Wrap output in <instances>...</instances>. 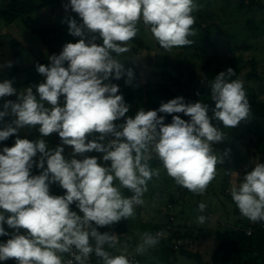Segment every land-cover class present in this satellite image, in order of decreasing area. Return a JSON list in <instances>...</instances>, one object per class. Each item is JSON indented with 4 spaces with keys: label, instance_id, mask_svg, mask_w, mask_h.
<instances>
[{
    "label": "clouds",
    "instance_id": "9594fccd",
    "mask_svg": "<svg viewBox=\"0 0 264 264\" xmlns=\"http://www.w3.org/2000/svg\"><path fill=\"white\" fill-rule=\"evenodd\" d=\"M64 8L81 18L79 24L71 17L66 21L69 34L80 39L66 43L59 55L49 56L50 65H36L45 80L35 86V92L28 87L18 94L12 80L0 82V98L17 95L19 101H6L0 111V120L9 115V109L15 117L0 130V141L18 129L36 126L41 137L57 133L61 139L55 149L43 138H17L12 147L2 149L0 236L10 238L0 243V261L63 264L61 254L68 253L73 258L68 264H89L94 253L103 264H131L127 247L115 256L104 248H115L117 235L97 229L135 217L148 182L160 176V170L150 166L153 158L178 185L203 194L216 177V166L224 163L213 145L226 136L213 120L234 128L252 118L251 106L243 82L230 79L236 73L229 67L209 85L215 103L211 116L207 103H185L183 97H176L158 110L141 108L134 118L117 125L114 122L125 117L130 106L109 78L126 76V84H131L133 70H125L116 57L131 50L128 42L137 36L138 22L149 28L166 51L190 46L198 5L195 0H70ZM98 37L102 45L94 42ZM11 66L8 61L7 67ZM158 112L183 113L190 119L173 115L172 122L165 124ZM109 136L114 138L107 140ZM63 145L72 147V159H65ZM92 151L103 153V161L110 166L101 165L95 156H84ZM33 166L42 170L39 175H32ZM52 183L66 190L65 195H51ZM121 188L132 195L124 196ZM230 194L243 217L264 222V163H256ZM73 204L79 213L71 209ZM205 208L201 203L198 210ZM205 220L204 215L198 217L200 224ZM5 224L14 231H6ZM160 237L161 233H144L135 252L144 255Z\"/></svg>",
    "mask_w": 264,
    "mask_h": 264
},
{
    "label": "rangeland",
    "instance_id": "374dc122",
    "mask_svg": "<svg viewBox=\"0 0 264 264\" xmlns=\"http://www.w3.org/2000/svg\"><path fill=\"white\" fill-rule=\"evenodd\" d=\"M247 1L248 0H246V2ZM1 2L2 0H0V4ZM261 2L264 3V0H261ZM68 3H70V0H62L60 3L55 4L52 9H49V11L34 14L30 20L28 19L30 25L34 28L55 25L63 31V39L53 43L52 46L60 52L66 43H72L76 38H78V40L80 39V37L69 34L68 24L66 22L67 19L69 17L74 18L78 24L82 23V20L78 14L72 12L70 8L67 11L65 10L64 5ZM195 3L198 5V10L194 11L193 15L199 18L202 16L203 19L200 20L202 28L194 29L195 35L189 37L193 41L192 45L174 47L170 51L163 52V48L158 45V42L154 39L149 28L140 21L137 24V36L141 38L145 46L151 50H146V48H144L136 55V59L142 61V58L147 53H150L153 60L162 62L164 55L167 54L173 62H179L185 69H194L198 74L204 73L202 71V66L207 65L209 61L210 64L212 62L211 66L209 65L210 68L208 71L209 79L211 80L221 71H226L229 67L232 68L231 63L235 61L242 72L238 70L239 72L230 79L244 81L245 71L251 69V64L255 63L258 76H263L264 4L263 7L259 9L255 8L250 10L246 8L240 11L237 9V0H228L226 2L222 0H195ZM249 18H254L259 23V29L255 35L246 27ZM21 24L22 26H26L23 22H21ZM204 27L209 29V38L212 41L219 37L217 49L208 45L203 40ZM26 28L28 27L26 26ZM88 38L90 39V37ZM12 39L19 41V45L14 46L7 43ZM4 42L7 44H3ZM94 42L97 45H102V39L99 37ZM41 43L42 45L44 44L42 40ZM128 44L131 50L117 56L116 58L118 60H128L132 58V55L134 56V48L137 47V45L132 40L129 41ZM244 45H248V47H243ZM47 52L49 51L47 50ZM113 55L115 56V53H113ZM8 61H11L12 65L17 64L24 69L29 67L28 70L24 71L23 75L20 73L17 77L24 76V78H34L32 83L18 88V94L24 93L28 87L35 89L36 85L45 80V77L36 71L37 64L46 66L50 64V60H46L42 56L41 47L37 50V48L31 44L30 48H28L23 40H19V38L13 36L9 38H0V65H4V67L0 68V76L2 77L9 76L12 72L11 67H7ZM150 70L155 71L156 67L150 68ZM201 78L200 76V80ZM155 81L154 79L153 82ZM250 84L258 89L260 97L264 99V78L259 81L253 79ZM8 97L9 96L0 98V107H3L4 103L9 100ZM12 97L15 102H19L17 95H12ZM37 99H39V97ZM60 103L61 106H63V96L60 98ZM45 106H48L46 102ZM14 118V116H11V121ZM0 122H2L0 124V130H3L8 123L5 120H1ZM38 129L39 126L34 128L25 127L18 129L16 134L22 137L31 136L35 140L43 138L46 140L50 149H55L58 145H61V139L57 133H53L47 137H41ZM224 134L226 136L225 140L213 145L214 152L224 156V163H220L216 166V177L203 194L193 193L189 190L186 191V188L178 185L173 178L167 175L163 167H152L153 169L160 170V176L159 178L153 177V179L148 182V191L143 197L144 203L143 205L136 206L135 217L129 219L128 231L125 237L133 240L141 239V226L144 225L145 231L153 233L156 224L167 220L166 214L169 212L167 210V205L172 203L173 208L171 212L175 215L174 223L179 225L181 232L186 231L185 227L193 229L192 236L194 237L195 243L193 248L194 252L200 254L205 264L214 261L213 258L217 243L219 242L221 233L225 229V226H218L217 221L220 220L223 223H231L236 221L239 217L235 211L236 204L229 194L231 193V189L239 186L243 176L246 175L247 172H250L256 163H264V116H252L251 119L241 121L239 125L234 128H225ZM95 135L98 136L99 134ZM92 138L91 136L89 137V139ZM113 138L114 137H112V139ZM106 139L109 140L108 137ZM9 140L10 137L5 141H0V146L3 148L8 144ZM63 147L65 159H72V147L68 145H63ZM226 150L230 151H228V154L225 156L224 153ZM86 154L88 156L97 157L98 163L101 165L110 166V162L103 161V153L92 151ZM80 157V155L75 156L77 159H81ZM34 159H39V153ZM31 172L32 175H35V166H33ZM114 183L117 186L119 185L118 181ZM131 195L132 193L130 192L129 196ZM201 203L206 205L204 212L198 210L199 204ZM208 214H212L213 221L205 220L204 224L198 223V217L200 215L207 217ZM141 222L144 223L142 224ZM4 227L6 231L12 233L13 229L8 228L6 224ZM0 237V243L6 242V240L10 238L9 236ZM0 264H3V262L0 261ZM138 264L199 263L194 258L177 253L169 257L154 256Z\"/></svg>",
    "mask_w": 264,
    "mask_h": 264
},
{
    "label": "trees",
    "instance_id": "16d2710c",
    "mask_svg": "<svg viewBox=\"0 0 264 264\" xmlns=\"http://www.w3.org/2000/svg\"><path fill=\"white\" fill-rule=\"evenodd\" d=\"M60 1L62 0H2L0 4V22H3L5 24H11L15 21L23 22L34 35L41 38L44 43V47L50 52V55H59L60 51L54 49L52 46L53 43L59 42L63 39V31L55 25L34 28L30 25L28 19L30 20V18L34 14L47 12L49 9H52L55 4L60 3ZM222 1L226 2L228 0ZM237 3V9L240 11L245 10L246 8H249L250 10L255 8L259 9L263 7L264 4L261 2V0H248L247 2L246 0H237ZM195 18L196 22L193 26V30L202 28L200 20L203 19V17L200 16V18ZM258 24L259 23L256 21V19L249 18L247 20L246 27L255 35L259 29ZM203 30V40L208 45L217 49L219 37L212 41L209 38V29L204 27ZM132 41L137 45V47L134 48V56L132 55V58L128 60H119L123 64L125 70L129 68L133 70L134 76L131 84H126V76L122 77L119 80H116L112 77L109 78V82L118 85L119 92L117 94H122L125 103L130 106L129 111L125 114V117L120 118L114 123L119 125L124 123L127 117L134 118L137 111L141 108H143L145 111L158 110L162 103H166L176 97H183L185 103H195L198 101L207 103L209 105V115H212L211 110L215 107V103L211 100V91L209 85L211 84L212 80L209 79L208 73L210 68L209 65L211 66L212 62L210 64V62L208 61L207 65H203L202 71L204 73L198 74L194 69H185L179 62H173L165 53L162 62L153 60L150 53H147L142 58V61H139L136 59V55L140 53L144 48H146V50L149 48L145 46L144 41L138 36H136ZM76 42H78V38H76L72 43ZM7 43L14 46L19 45V41L15 39H12ZM7 43L4 42L3 44ZM243 47L247 48L248 45H244ZM162 51L165 52L166 50L163 49ZM231 64L232 68L235 70V73H238L239 71L242 72L241 68L237 66L235 61H233ZM65 67H67V63H65ZM154 67H156V70L151 71L150 68L152 69ZM250 67L251 69L245 71V79L244 81H242L243 86L246 90L247 99L251 106L252 116L263 117L264 99L260 97L258 89L253 87L250 82L253 79H257L258 81L261 80L262 78H264V74L263 76H258L257 66L255 63L251 64ZM11 69L12 72L9 74V76H0V82H3L5 79L12 80L13 86L18 89L23 85L32 83L34 81V78L30 77H17L20 73L23 75L24 71L28 70L29 67L24 69L19 65L14 64L11 66ZM200 76L202 77L201 80ZM154 79L156 80L155 82H153ZM33 91L35 92V89H33ZM8 98L9 100L15 102L12 96H9ZM3 110V107H0V111ZM158 115L164 116L165 124H169L172 122L173 115H179L185 121H188L190 119V117L184 115L183 113L165 114L158 112ZM11 116L12 115L9 109V115L5 116L3 119L8 124H10L12 122ZM1 123L2 122H0V124ZM213 124L219 127L224 132L225 128L221 122L213 120ZM110 137L111 136H109V138ZM17 138L35 141V139L31 136L22 137L14 134L10 136L8 144L4 147H12L15 144V140ZM3 148L0 146V153H2ZM149 163L151 167H163L161 162L156 158H153ZM46 166L47 165L45 164V167ZM41 171V169L35 167V175H39ZM187 190L188 189H186V191ZM121 191L126 197L130 194V191L126 188H121ZM225 191L228 192L227 190ZM65 193L66 190H64L58 183L50 184L51 195L63 196L65 195ZM70 207L73 211H77L79 213V210L76 208L75 204L71 205ZM167 210L169 211V213L171 212V210H169L168 208ZM235 211L238 215L242 216L237 206ZM166 216L167 220L156 224L155 229L164 228L169 232L171 231L173 235H175V233H179L187 238H192L193 230L191 228H189L185 232H181L178 228H175V220L171 221L169 220L168 215ZM128 222L129 219H122L118 223H114L111 226L99 227L97 230L101 233L111 232L115 233L117 236H121L128 231ZM217 225L224 226L218 223ZM247 226H252L254 228V231L250 235H247L243 231V229ZM134 241L136 240L131 239L128 241V243ZM92 243L94 245V241H92ZM104 248L106 251L115 254V248H110L108 245H105ZM177 253L190 258H194L199 264H205L203 263L200 255L194 252V249H182L177 252L174 251L169 246V243L165 242L164 240H159V243L154 248L149 249L144 255H139L135 262L131 261V264H138L143 260L151 259L154 256L158 255L162 257H169ZM93 256L97 264H103V261L100 258L96 257L94 253ZM213 260L214 261H211L209 264H264V228L258 227L257 222L253 223L245 217L243 219L240 218L234 227H225L220 235L219 243L217 245Z\"/></svg>",
    "mask_w": 264,
    "mask_h": 264
},
{
    "label": "crops",
    "instance_id": "0c3cea01",
    "mask_svg": "<svg viewBox=\"0 0 264 264\" xmlns=\"http://www.w3.org/2000/svg\"><path fill=\"white\" fill-rule=\"evenodd\" d=\"M49 11V10H48ZM43 13V12H41ZM17 37L19 38V40H23L25 43H26V46L28 48H30V45H34L37 50L40 49L41 47V52H42V56L44 57V59L46 60H49L48 57L51 56L49 54V52H47V49L44 47V45H42L41 43V40L38 36L34 35L28 28H26V26H22L21 22L19 21H15L11 24H5L3 22H0V38H9V37ZM19 36V37H18ZM47 53V55H46ZM108 139H112V137H108ZM91 154V153H90ZM84 156H87V157H92L91 155H87L86 153L84 154ZM81 159H83L84 157L81 156L80 157ZM167 215V214H166ZM238 219L234 222H231V223H223V225L225 227H234L238 220L241 218L243 219L244 217L243 216H240L238 215ZM220 221V220H219ZM221 222V221H220ZM142 223V222H141ZM144 223V222H143ZM142 223V224H143ZM174 226L175 228H178L179 231H181L179 225L175 224L174 223ZM187 226V225H185ZM186 228V231L189 229L188 227H185ZM144 230V231H143ZM193 230V229H192ZM14 231V230H13ZM12 231V232H13ZM22 231V234H23V230ZM141 233H140V238L141 236L144 234V233H149L147 231H145V225L144 226H141ZM151 232V231H150ZM126 234V233H125ZM125 234L124 235H121V236H117V244H116V247H115V255H119L120 252L125 248L127 247L128 245V241L131 240L130 238L128 237H125ZM1 238V237H0ZM219 243V242H218ZM217 243V245H218ZM199 254V253H198ZM62 255V259L64 258V256L66 255V253L64 254H61ZM200 255V254H199ZM201 257V256H200ZM202 259V258H201ZM3 264H16V261L14 259H9L7 261H2ZM211 262V261H210Z\"/></svg>",
    "mask_w": 264,
    "mask_h": 264
},
{
    "label": "built area",
    "instance_id": "2783aa9c",
    "mask_svg": "<svg viewBox=\"0 0 264 264\" xmlns=\"http://www.w3.org/2000/svg\"><path fill=\"white\" fill-rule=\"evenodd\" d=\"M167 208L169 210H171L173 208V205L172 204H168L167 205ZM168 217H169V220L171 221H174L175 220V217L174 215L170 212H168ZM206 219L208 221H213V218H212V214H208ZM218 224L220 225H223L222 222L220 221H217ZM257 226L260 227V228H264V222H257ZM243 231L247 234V235H250L253 231H254V228L252 226H247L246 228L243 229ZM156 233H161V237H160V240H164L165 242H168L169 243V246L174 250V251H180L182 249H193L194 248V237L192 236V238H187L185 236H182L181 234L179 233H175V235L172 234V232L168 231V230H165L164 228H157L153 231V233H151V235H155ZM140 243H142V240L141 239H138L134 242H129L128 243V258L130 261L132 262H135L139 256V254H137L135 252V248L137 247V245H139ZM158 247V246H157ZM112 255L115 256L114 253L111 252ZM72 256L68 253H66V255L64 256V258L62 259L63 260V264H68V261L69 260H72ZM89 264H97V262L95 261L94 259V256L93 254L90 256L89 258Z\"/></svg>",
    "mask_w": 264,
    "mask_h": 264
}]
</instances>
